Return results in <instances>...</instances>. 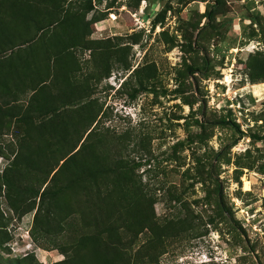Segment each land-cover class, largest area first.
<instances>
[{"label": "rangeland", "instance_id": "1", "mask_svg": "<svg viewBox=\"0 0 264 264\" xmlns=\"http://www.w3.org/2000/svg\"><path fill=\"white\" fill-rule=\"evenodd\" d=\"M90 1L85 16L96 22L86 39L102 42L109 57L100 58L104 48L94 56L83 43L71 49L79 62L75 76L91 89L75 97L79 107L92 103L84 129L101 140L98 153L127 166L97 180L137 186L127 215L137 202L151 222L174 230L157 260L145 257L144 264H264V81L252 82L247 68L249 55L264 51V0ZM83 4L68 13H84ZM103 67L107 77L98 74ZM20 135L18 129L0 135V176ZM63 153L22 177L34 191L45 181L42 203L28 191L8 192L0 177V264L23 257L58 264L85 255L78 237L89 229L80 214L94 198L77 182L62 188L57 168L49 173ZM124 223L114 227L125 242L133 239V254L154 224L132 236Z\"/></svg>", "mask_w": 264, "mask_h": 264}, {"label": "trees", "instance_id": "2", "mask_svg": "<svg viewBox=\"0 0 264 264\" xmlns=\"http://www.w3.org/2000/svg\"><path fill=\"white\" fill-rule=\"evenodd\" d=\"M80 1L66 4V0H0V135L14 129L21 134L18 147L11 151L12 160L1 173V185L15 194L29 192L30 195H40L41 203L44 202L48 188L41 193L40 189L45 181L40 182L34 191L29 183H23L22 177L25 175L26 178L27 174L45 167L46 162L64 152L58 160H63L62 163H55L49 173L57 168L54 175L64 176L62 188L77 182L79 191L90 192L94 199L92 204L88 201L93 208L90 209V206L87 213L80 214L89 229L79 232L78 237L79 249H83L85 255L70 257L58 264H144L145 257L152 263L157 260V253L163 250L160 247L165 238L173 233L172 225L151 222L149 214L137 202L136 210L129 209L127 215L126 209L132 205L135 191L139 190L137 186L122 183L117 188L113 183L109 186L97 180L101 174L127 166L121 159L111 161L98 153L103 152L101 140L94 139L93 128L88 132L87 128L84 129L91 118L85 110L88 114L92 112V103L81 102L79 107V97L75 94L83 91L89 96L91 89L85 82L79 84L75 76V72L79 71V62L71 49L83 43V48L90 50L94 56L102 48L100 58L109 57V53L106 46H100L102 42L86 39V35L90 34L89 24L96 20L91 22L85 16L92 9L91 1ZM83 2L80 7L84 13H68L71 6L79 10V4ZM214 15V8H211L205 11L204 17L210 21ZM249 57L247 68L251 81H264V51ZM109 72L107 67H103L98 74L107 77ZM69 91L72 96L67 95ZM25 95L28 98L23 100ZM223 122L234 124L229 120ZM234 126L242 133L236 124ZM0 155H4L1 147ZM93 209L97 218L94 212H90ZM38 216L37 210L35 218L38 219ZM131 216L133 219H130ZM98 219L100 225L95 223L97 230L92 231V224ZM44 220V231L47 232L50 229L49 214ZM118 220L125 222L132 236L142 232L147 221L153 223L151 238L131 254L129 250L133 249V239L124 241L114 227ZM29 262V257H23L7 259L5 264Z\"/></svg>", "mask_w": 264, "mask_h": 264}, {"label": "bare ground", "instance_id": "3", "mask_svg": "<svg viewBox=\"0 0 264 264\" xmlns=\"http://www.w3.org/2000/svg\"><path fill=\"white\" fill-rule=\"evenodd\" d=\"M226 80H228V76L226 77ZM254 86L258 87L259 84H254ZM248 185H249V184H248V181H246L245 184H244V188H245V190L248 189Z\"/></svg>", "mask_w": 264, "mask_h": 264}]
</instances>
